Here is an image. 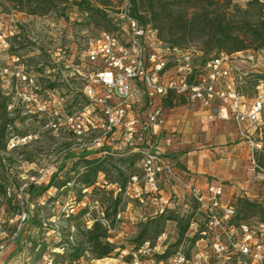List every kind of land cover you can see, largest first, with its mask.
Here are the masks:
<instances>
[{
  "label": "rangeland",
  "instance_id": "obj_1",
  "mask_svg": "<svg viewBox=\"0 0 264 264\" xmlns=\"http://www.w3.org/2000/svg\"><path fill=\"white\" fill-rule=\"evenodd\" d=\"M78 1L54 0L48 5L45 0H31L13 6L0 0V244L6 246L0 254V264H59L54 252L61 253L67 241L79 238L78 223L89 227L92 218H101L102 212L111 214L119 194L115 180L124 183L109 229L108 240L115 249L108 257L91 259L87 255L77 264H176L175 256L185 257L187 262L181 264H192L196 254L198 264H249L242 256L211 253L213 234L187 187L188 183L194 184L197 176L206 182H220L223 202L231 204L235 212L238 198L264 202V182L256 181L251 174L248 142L238 134L234 123L219 120L215 110V120L206 123L199 119L196 104L179 97L162 100L165 124L152 143L159 145L173 176L162 174L156 192L145 190L140 160L129 157L135 152L129 151L133 146L124 143L121 129L107 142L109 145L104 144L113 152L105 161L107 174L99 173L93 187L85 189L80 184L81 150L93 151L87 159L106 155L98 152L99 147L90 146L100 134L95 122L78 137L72 133L67 118L80 112L87 125L91 111L83 110L85 99L81 94L91 70L86 54L101 31H116L115 19L125 0H108L100 6L102 12L92 6L103 0H90L87 6ZM247 1L234 0L231 4L243 11ZM171 6L172 0H135L137 14L158 30L163 41L196 52L198 59L217 53V44L222 45L220 51L236 56L232 59V77L239 91L251 99L264 95V77H259L262 84L258 83V76L264 75L260 38L239 32L248 48L229 53L225 38L209 36L210 27L215 26L210 21L194 30H178L184 9L177 6L173 12L168 11ZM187 10L192 14V8ZM232 19L236 26L242 25L241 13L232 12ZM251 52L255 54L254 61L246 62L244 58ZM168 100L172 106L166 105ZM142 102L140 93L126 102L128 118L142 115ZM3 120L9 122L4 130ZM252 129H246L248 133L252 131V140L261 142V150L254 157L264 166V117ZM167 138L169 144H165ZM222 171L228 176H223ZM133 175L137 176L134 185L129 183ZM52 176V184L68 182L61 187H47ZM21 188L23 193L19 194ZM21 201L28 218L18 224L11 219ZM83 209L85 213L80 218L73 217ZM159 214L176 215L178 221H166L160 236L135 250L132 242L142 224ZM187 220V230L179 239L178 226ZM235 221L264 222V214L258 212ZM165 249L171 253L161 257ZM204 252L209 254L206 259L201 257Z\"/></svg>",
  "mask_w": 264,
  "mask_h": 264
},
{
  "label": "built area",
  "instance_id": "obj_2",
  "mask_svg": "<svg viewBox=\"0 0 264 264\" xmlns=\"http://www.w3.org/2000/svg\"><path fill=\"white\" fill-rule=\"evenodd\" d=\"M115 23L116 31H101L95 45L87 51L91 70L81 91L87 99L83 110L91 112L87 125L80 112L76 117L67 118L72 133L79 137L95 122L100 134L90 146L107 147L111 151V146L104 144L114 139L118 129L123 130L124 143L133 146L129 151L140 156L143 186L154 193L162 174L173 176L159 145L152 143L165 124L162 100L173 96L203 109L217 106L216 117L230 119L238 134L248 142L251 174L256 181L264 182V166L254 157V153L261 150V143L254 142L246 130L255 126L264 114V95L252 100L241 95L232 77V59L236 56L220 51L198 59L196 52L166 43L156 28L142 24L130 14L128 0L124 1ZM254 58L251 52L244 59L253 62ZM139 93L143 96L142 115L128 118L126 102ZM213 117L207 115V119ZM169 142L167 138L165 144ZM136 182L137 176H131L129 183ZM187 187L198 211L205 216L207 229L213 234L211 253L242 256L249 264H264V222H236L233 206L223 202L224 191L220 184L209 182L200 189L188 183ZM5 191L10 195L9 188ZM22 193L21 188L19 194ZM26 218L27 211L21 201L11 221L22 224ZM5 248L1 243L0 254ZM198 255L192 258V264L199 263ZM208 256L207 252L201 253L204 259ZM184 261L187 262L183 256L173 257L176 264Z\"/></svg>",
  "mask_w": 264,
  "mask_h": 264
},
{
  "label": "trees",
  "instance_id": "obj_3",
  "mask_svg": "<svg viewBox=\"0 0 264 264\" xmlns=\"http://www.w3.org/2000/svg\"><path fill=\"white\" fill-rule=\"evenodd\" d=\"M8 3H11L13 6L18 4H23L25 1L29 3L31 0H2ZM48 5H52L54 0H45ZM59 3H64L66 0H57ZM108 0H103L97 2L98 6H92L93 10L96 12H102L101 5H106ZM234 0H172V6L168 11H174L177 6L183 7V12L181 16V24L178 26V30L185 32L188 30H194L203 24L205 21H210L215 26L210 27L209 36L217 37L218 39H226L228 41V52H237L242 51L248 48L246 42L243 38H239L238 33L241 32L244 36H252L261 39L259 46H264V3L259 0H249L246 2L245 10H239L234 4H231ZM78 4L90 5V0H79ZM129 3V12L131 15L136 17L142 24H146L143 17L137 14L135 7V0H128ZM188 8H192V14H188ZM253 10V12H251ZM241 13L243 21L242 25L236 26V22L232 19V12ZM106 17L110 19L111 15L104 10ZM29 14H34L35 12L29 11ZM113 18V17H112ZM116 28V26H114ZM155 28V27H154ZM203 30L205 29L202 28ZM160 36V35H159ZM175 46V45H174ZM222 45L217 44V52L220 51ZM259 77H264L260 75ZM261 78L258 79L259 85L262 84ZM258 85V84H257ZM52 87V85L50 86ZM258 87V86H257ZM239 89L240 87L237 86ZM241 95L246 96L242 92ZM82 96L85 99V105L87 104V99L83 92L81 91ZM248 97V96H247ZM170 98H173L170 97ZM166 98L164 100L170 99ZM168 106H172L171 101L168 100L166 103ZM9 122L3 120L1 129L4 130ZM105 151V152H104ZM98 152L105 153L103 157L99 158H86L88 155L92 154L93 151L83 148L80 152V160L82 161L83 171L80 173V184L83 188L93 187L97 176L99 173L107 174V168L105 165L106 159H108L113 152H110L107 147H100ZM69 157H73V154H70ZM132 159L140 160L139 154H130L129 156ZM117 174L121 175V171L117 168ZM53 176L50 178V182L47 187L50 185H55L54 187H61L66 184L68 181H63L52 184ZM114 183L118 185L117 189L120 192L124 187V183L115 180ZM31 193V190L29 191ZM28 193V194H29ZM117 194L115 200L112 204L111 214L107 211L102 212V217L92 218V223L89 227H81L78 223L76 225L79 238L75 242L67 241V244L62 246V252H54V257L59 259V264H77L80 259L87 257L91 259H102L108 257L113 253L115 247L108 240L109 229L113 225L115 220V215L117 212V207L119 204L120 196ZM264 214V202H254L250 201L247 198H238L237 199V210L235 219H246L250 215H255L257 213ZM85 213V209L77 212L74 218H80ZM162 213V211H161ZM16 215V214H15ZM112 219L109 220V217ZM15 217V216H14ZM71 217V216H68ZM28 218V217H27ZM26 220L23 222L25 223ZM102 220H104L107 225H104ZM166 221H178L176 215L164 216V214H159L152 219L147 220L142 224V227L139 229L138 233L135 235L132 245L136 250L143 243L152 241L160 236L163 225ZM189 225V220L185 221L184 224H179L178 226V237L179 239L185 234L187 227ZM194 241V240H192ZM171 252L168 249H165L161 257H167ZM56 262V261H55Z\"/></svg>",
  "mask_w": 264,
  "mask_h": 264
},
{
  "label": "crops",
  "instance_id": "obj_4",
  "mask_svg": "<svg viewBox=\"0 0 264 264\" xmlns=\"http://www.w3.org/2000/svg\"><path fill=\"white\" fill-rule=\"evenodd\" d=\"M256 71V70H255ZM254 71V72H255ZM248 100H252L251 98H249V97H247V96H245ZM254 99V98H253ZM195 106H197V105H195ZM198 107V109H197V114L198 115H200V117H199V119L201 120V121H205L206 123H209V122H213L214 120H215V115H214V113L212 112V111H218V108H217V106H212V107H210V108H208V109H203V108H201V107H199V106H197ZM209 114H212L214 117L212 118V119H207V115H209ZM262 117H264V114H262L261 116H260V119H259V121L255 124V126L257 125V124H259V122H260V120H261V118ZM218 118V117H217ZM219 120H221V121H230V122H232L230 119H224V118H218ZM255 126H253V129L252 130H254L255 129ZM252 128V127H251ZM250 131V130H249ZM248 132V131H247ZM250 133V135L252 134V131L251 132H249ZM252 138V137H251ZM256 142H259V143H261L260 141H256ZM185 156H187V154L186 155H184V157ZM182 157V156H181ZM181 157H178L177 159L178 160H180V158ZM170 162V161H169ZM222 174H224L223 176H225V177H227L228 176V172H224V171H222L221 172ZM207 183H209V182H206V181H203V179H202V177H199V176H197V178L195 179V182H194V185L195 186H197V187H199L200 189H204L205 188V186H206V184ZM213 183H217V184H220L221 185V183L220 182H213ZM222 187H223V185H222ZM224 191V190H223Z\"/></svg>",
  "mask_w": 264,
  "mask_h": 264
}]
</instances>
